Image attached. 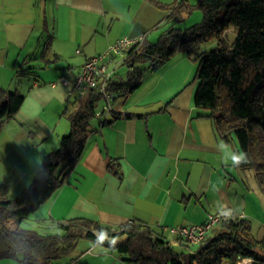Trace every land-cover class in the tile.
Returning a JSON list of instances; mask_svg holds the SVG:
<instances>
[{"label":"crops","instance_id":"obj_1","mask_svg":"<svg viewBox=\"0 0 264 264\" xmlns=\"http://www.w3.org/2000/svg\"><path fill=\"white\" fill-rule=\"evenodd\" d=\"M148 1L137 0L142 4L135 13L133 0H0V87L25 96L0 130V183L9 192L14 188L13 195L41 175L45 156L71 130L66 109L74 96L52 84L63 75L75 78L88 59L123 37L147 34L149 43V32L170 14L162 15ZM27 68L41 71L35 76L40 80L22 79L15 86L18 72ZM197 69L195 56L178 52L158 70L148 68L134 92L114 95L109 122L101 126L93 120L80 162L37 210L38 220L87 218L113 228L134 222L168 235L171 227L205 223L223 205L244 215L264 239V189L253 169L221 163L218 143L239 150L238 140L224 139L209 112L195 105ZM16 171L20 174L13 176ZM82 249L77 259L85 264L124 262L116 250L94 254L88 241ZM249 261L260 264L252 259L240 264ZM0 264L19 261L0 259Z\"/></svg>","mask_w":264,"mask_h":264},{"label":"trees","instance_id":"obj_2","mask_svg":"<svg viewBox=\"0 0 264 264\" xmlns=\"http://www.w3.org/2000/svg\"><path fill=\"white\" fill-rule=\"evenodd\" d=\"M200 7L203 22L186 30L176 24L184 12H191V7L182 3L173 9L168 16L171 26L157 43L146 41L129 53L123 64L128 67L127 78L115 80L108 91L128 96L142 85L148 68L158 70L178 52L195 56V105L209 112L224 139L231 141L230 137L236 136L239 150L249 157V163L241 167L253 169L264 189V0H213ZM232 28L237 37L229 45L225 36ZM210 41H217L218 47L203 51L202 46ZM34 69L21 70L16 77L33 74L29 72ZM24 100L19 91L0 87V130L4 120L17 115ZM102 101L104 95L97 90L75 96L66 109L70 133L62 138L57 150L45 156L41 175L16 197H11L2 185L0 259L19 261L15 250L31 244L35 251L24 259V264H57L76 249L81 239L95 241V233L104 229L119 237L115 250L124 261L134 264H240L244 259L264 264V239L254 234L250 220L238 214L218 225L216 233L200 245L170 238L162 230L134 222L113 228L87 218L44 220L46 233L20 227L67 183L82 158ZM108 122L99 123L102 126Z\"/></svg>","mask_w":264,"mask_h":264},{"label":"built area","instance_id":"obj_3","mask_svg":"<svg viewBox=\"0 0 264 264\" xmlns=\"http://www.w3.org/2000/svg\"><path fill=\"white\" fill-rule=\"evenodd\" d=\"M147 41V34L136 37L126 36L115 43L110 44L107 49L86 61L81 67L78 75L71 79L67 75L60 77L58 84L69 89L71 96L84 95L89 90H97L104 95L106 106L96 112L95 118L105 121L114 113L111 100L114 95L108 91L109 86L116 80L118 69L123 66L126 57L132 51L138 50ZM244 218V215H239ZM235 218V214L222 216L220 214L209 215L207 221L200 225H178L168 229V233L175 238H182L194 245L205 244L209 233L222 222ZM122 264H134L124 261Z\"/></svg>","mask_w":264,"mask_h":264},{"label":"rangeland","instance_id":"obj_4","mask_svg":"<svg viewBox=\"0 0 264 264\" xmlns=\"http://www.w3.org/2000/svg\"><path fill=\"white\" fill-rule=\"evenodd\" d=\"M140 2H142V0H140ZM140 2H137V0H133V2L131 3V4L134 5V7H133L134 9L132 10L133 12L136 13V10L139 7V5L143 3V2L142 3H140ZM148 2L147 3L150 6L156 8V10L159 13L161 12L162 15H164V13L170 14L173 9H176V8L179 7V4H181V6H182V3H187L192 9L191 12L190 13L184 12L183 13V18L181 19V21L176 24L177 28L182 29V30H186V29H189V28H191V27L203 22V20H204V11L200 7V4L201 3L210 4V3L213 2V0H151V1H148ZM162 6H164L166 8H164ZM159 24H160L159 28H156V29H154V30L149 32V34H148L149 43H157L159 41L160 37H161V34L164 31H166L171 26L172 22H171V20H169L168 18L165 17L161 21V23H159ZM225 37H226L227 43L229 45H232L233 42L235 41L236 37H237L236 29L232 28L231 30H229L226 33ZM217 47H218V42L217 41H210V42H207L206 44H204L202 46V50L203 51H211V50L216 49ZM147 67L148 66H146V68ZM36 72H38V73L28 74L27 75L28 78L16 77V79L14 81V85L15 86L16 85H21L22 79H23V82H25V83L28 82V81L29 82L34 81V79H36V78H37L36 80H40L38 77H35V76H39V72H41V71H36ZM127 75H128V67L123 65L122 67H120L118 69V72H117L116 76H117L118 79H126ZM14 90H16V89H14ZM71 101H73V100H71ZM100 104L101 105L105 104V102L102 101ZM67 135H65V136H67ZM17 174H20V171H16V172L12 173L13 176H15ZM0 176H1V174H0ZM4 183H7V182H4ZM8 184H9V182H8ZM0 186H2V184ZM9 188H10L9 194L12 197L16 196V194L13 195L14 188H12V187H9ZM40 213L42 214V212L36 211L29 218L23 220V222L20 224V227L24 228V229L36 230V231L41 232V233H46V229H45L46 225L44 224L45 222L38 220L39 218L36 217V216H40L41 215ZM216 230H217V228L212 230V235H214L216 233ZM168 237L173 238L169 233H168ZM87 241L90 242V241H94V240H91V239H88V238L81 239L79 241V243H78V246L76 247V249L73 252H71L70 254L62 257L59 260H57L56 263L57 264H85L84 261H82L81 259H77V258L80 257V254L83 252L84 249H82V248L85 247V243Z\"/></svg>","mask_w":264,"mask_h":264},{"label":"clouds","instance_id":"obj_5","mask_svg":"<svg viewBox=\"0 0 264 264\" xmlns=\"http://www.w3.org/2000/svg\"><path fill=\"white\" fill-rule=\"evenodd\" d=\"M224 148H227L226 153L222 151ZM217 150L221 155V163L225 166L231 165L232 167H239L243 164L249 163V157L245 151L233 150L231 145L223 140L218 143ZM217 210L222 216H230L233 214V210H225L223 205H218ZM95 236V241L89 242L90 251L94 254H97V250L104 254L115 251L119 237L110 235L109 232L104 229H100L97 233H95ZM105 244L107 247H104ZM34 251L35 249L31 244H26L23 248L16 249L15 254L19 258V264H23L24 259Z\"/></svg>","mask_w":264,"mask_h":264}]
</instances>
